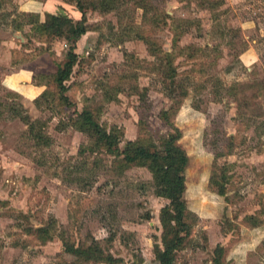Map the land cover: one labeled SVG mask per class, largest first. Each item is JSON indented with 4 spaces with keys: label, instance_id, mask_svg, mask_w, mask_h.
Listing matches in <instances>:
<instances>
[{
    "label": "rangeland",
    "instance_id": "obj_1",
    "mask_svg": "<svg viewBox=\"0 0 264 264\" xmlns=\"http://www.w3.org/2000/svg\"><path fill=\"white\" fill-rule=\"evenodd\" d=\"M118 2L106 13L86 10L80 62L63 93L53 76L66 41L41 33L46 16L1 8L0 264H64L74 256L63 239H93L95 264H154L169 201L147 167L125 168L80 131L83 108L120 146L157 144L179 129L191 230L176 264H216L217 245L221 264H264V84L240 80L244 53L253 48L264 64V0ZM68 14L56 15L65 28L81 18ZM165 54L173 80L160 68ZM21 115L52 144H36ZM46 224L52 239L42 242L34 229Z\"/></svg>",
    "mask_w": 264,
    "mask_h": 264
},
{
    "label": "trees",
    "instance_id": "obj_2",
    "mask_svg": "<svg viewBox=\"0 0 264 264\" xmlns=\"http://www.w3.org/2000/svg\"><path fill=\"white\" fill-rule=\"evenodd\" d=\"M73 3L81 13V18L74 21L72 27H63V22L60 21L63 18L56 17L54 14H47V19L39 25L41 33L46 37L63 39L68 45L66 61L57 67L53 76V81L60 93L67 89L65 81L69 79L73 67L80 62V56L75 48L81 36L88 31V25L85 21L86 10L91 9L106 13L116 8L119 2L118 0H73ZM63 14L68 17L66 13ZM160 61V68L164 67L163 71L173 80L176 70L172 63V56L165 54ZM76 116L80 123V131L95 138L96 142L100 143L108 153L119 156L121 164L125 168L145 166L151 172L156 195L169 201L160 212L163 231L161 246L158 244L154 246V264H176V252L184 245L191 230L186 218L187 203L185 200V170L189 158L179 143L181 137L179 129L173 127L174 133L171 132L162 136L157 144L128 140L124 146H120L119 134L103 127L91 109L83 108L77 112ZM161 117L169 126H172L166 111L161 112ZM20 118L30 121L27 123L29 133L36 144L43 146L52 144L53 139L48 134L40 129L36 130L38 121L30 120L28 115H21ZM50 229L51 225L46 224L34 229V231L40 241L46 242L52 239ZM62 245L65 252L74 256L73 260L66 261L64 264L88 262L95 264L98 260L97 248L93 239L89 245L79 243L77 246L63 239ZM221 250L222 247L217 245L214 252L216 264H221Z\"/></svg>",
    "mask_w": 264,
    "mask_h": 264
},
{
    "label": "crops",
    "instance_id": "obj_3",
    "mask_svg": "<svg viewBox=\"0 0 264 264\" xmlns=\"http://www.w3.org/2000/svg\"><path fill=\"white\" fill-rule=\"evenodd\" d=\"M10 2L12 4L14 3V6L16 8L15 12H19L20 14H36L41 19L44 18L47 14H54L60 16L63 13H66L67 15H69L68 13H70L71 16H78V18L81 16V13L76 9L73 0H0V11H2L3 5L7 6ZM252 42H256V40H252ZM255 47V49H257V46ZM248 53L249 56L244 57L245 60L242 58V65L246 69L247 76L244 79L240 80L246 81L245 83H250L248 84L249 87L253 88V86H259L261 83L264 84V64L260 60V55L258 54V52L254 51L253 48L252 52L248 51L243 55H246ZM257 65V69H259V72H255L254 69ZM262 99L264 101V94L262 95ZM247 105L248 103L245 100L243 106Z\"/></svg>",
    "mask_w": 264,
    "mask_h": 264
}]
</instances>
